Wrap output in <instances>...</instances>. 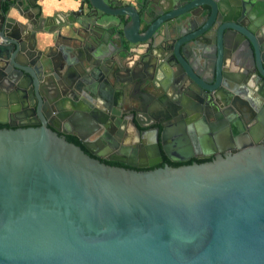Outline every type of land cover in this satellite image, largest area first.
Here are the masks:
<instances>
[{"label":"water","instance_id":"obj_1","mask_svg":"<svg viewBox=\"0 0 264 264\" xmlns=\"http://www.w3.org/2000/svg\"><path fill=\"white\" fill-rule=\"evenodd\" d=\"M14 1L0 0V264H264V0H80L23 21ZM260 100L243 142L194 136ZM88 111L91 139L73 128ZM127 125L146 142L136 166L174 162L100 160H120Z\"/></svg>","mask_w":264,"mask_h":264},{"label":"flooded vegetation","instance_id":"obj_2","mask_svg":"<svg viewBox=\"0 0 264 264\" xmlns=\"http://www.w3.org/2000/svg\"><path fill=\"white\" fill-rule=\"evenodd\" d=\"M251 81H253L252 80V78L250 77L249 79H248V82L247 83H245V84H242V85H244V90H245V94H248V99L249 100H254L255 98H257L255 95H254V93H253V88H252V85H251ZM241 90L242 89H240V93L238 94H236V93H233L232 95H231V98H233L234 96L235 97H238V98H240V100L241 101H245L246 100V98H244V97H246L245 95H243V93L241 92ZM137 91H134L133 92V95L136 93ZM261 100H260V103L258 104V103H255L256 104V106H251L250 104L248 105V103H246V104H244L243 106H241L239 109L241 110V114H239V121L237 122L236 121V119L235 118H233L232 119V123H231V121H229V122H227L226 123V125H223V126H221V127H219V128H226L228 131H236V135H234L232 138H236L237 136H238V139L236 138V141H237V143H241V141L243 142V140H244V134L245 133H247V130L248 129H250V128H252V129H254V127L256 126L255 125V123H256V121L257 120H255L254 119V117L255 116H257L258 115V112H259V110H260V107H261ZM253 104H254V102H253ZM254 104V105H255ZM130 104L129 103H127L126 101L125 102H122L121 104H120V108H119V111L120 112H123L122 113V116H128V114L130 113V111H128V106H129ZM257 106L259 107V110H258V112H257V114H254V111H252L251 109H256L257 108ZM89 109V108H88ZM76 113V110L75 111H72V113L71 114H75ZM125 113V114H124ZM252 114V116H253V119L252 118H250V115ZM90 115V111H88V116ZM202 115H203V113H202ZM90 117V116H89ZM260 117H261V119H262V121L264 120V114L263 113H260ZM91 118V117H90ZM92 119V118H91ZM205 119V123H214V118H204ZM93 121V120H92ZM235 121V122H234ZM254 126V127H253ZM262 129H264V127L262 128ZM140 130H141V128H140ZM126 131L128 132V133H130L131 134V137H128V138H126L125 139V144H123L124 142H120L119 143V146H122V147H126L125 148V150H123V152L124 151H127L128 153H130V154H134V153H136L135 154V158L133 157V158H130L128 155L127 156H123L122 154H120L118 151L116 152L117 153V155H116V157L117 158H119L120 160H108V159H104V158H100V160H102V161H104V160H108V161H113V162H117V163H122V164H127V163H130V164H135L134 166H135V168H147V167H150V166H153V165H156V164H159V163H161V162H174V161H170V160H168L166 157H165V155H161V160L159 161V162H157V163H155V164H153V165H147V166H144V167H138V166H136L138 163H140V162H142L143 160L142 159H138V157H137V155H138V153H140V152H142V149H143V147H139V146H144V144L146 143V142H144V144H142V145H140V142H139V140H138V138L136 137V135L134 134V132L132 131V129H130L129 128V126L127 125L126 126V130H125V133H126ZM133 132V133H132ZM67 135H71V134H67ZM134 135V136H133ZM134 137V138H133ZM222 139L220 140V139H218V141L217 142H220V141H226V140H228L227 139V137L225 136V134H222V137H221ZM132 140H134V141H132ZM94 141V140H93ZM95 143V142H94ZM91 146L92 147H94V146H96V148H94L93 150H95V151H98V150H105V149H108V152H107V154L106 155H111L112 154V151L113 150H115L116 151V149L117 148H115V149H113V150H111V147H109L107 144H104V145H97V144H91ZM108 147V148H107ZM86 150V149H85ZM122 152V153H123ZM150 158H156L155 156H152V157H150ZM191 158H193L194 160L195 159H199V158H194V157H190L189 159H191ZM211 158V156L210 157H208V158H201V159H204V160H207V159H210ZM189 159H187V160H189ZM187 160H185V161H187ZM185 161H182V162H185ZM128 165V164H127Z\"/></svg>","mask_w":264,"mask_h":264},{"label":"crops","instance_id":"obj_3","mask_svg":"<svg viewBox=\"0 0 264 264\" xmlns=\"http://www.w3.org/2000/svg\"><path fill=\"white\" fill-rule=\"evenodd\" d=\"M26 1L27 0H15L14 2L17 7L10 9L9 15L13 17L14 19L23 21V18L20 17V13L21 11L27 9L29 12L34 13L35 17L37 16H41V17L58 16V18H63L64 15H66L70 11L77 10L81 2L80 0H34L35 1L34 6L38 7V11H36L35 8H31L30 6H28L26 4ZM116 2H120L121 5H124V4H130V3L132 4L134 0H116ZM263 11L264 10H262V12ZM126 20H127V17L122 16V21L124 22ZM62 33H66V30L63 29ZM251 110L254 111V114H257L259 107L257 106L256 109H251ZM76 115L78 116L75 118L76 120L73 121L74 127L71 126V128L73 127L76 129V131L85 135L86 139L93 138L94 131L92 130V127H93L92 119L89 116L88 117L82 116V115H79L78 113ZM194 129H195L196 134L194 135V133H191L189 136L192 138L194 135L195 137L202 139L201 141L203 142L204 146L208 145L209 143H212L214 145V143H216L218 139L220 140L222 139L221 136L219 135L222 132L221 129L220 128L213 129L214 131H211L210 128L206 126L205 122L204 124L203 123H200L198 125L195 124ZM172 131L175 132L174 129H172ZM72 136H75V135H72ZM169 136L170 137L166 140V142L168 144H172L171 145L172 149L174 150V149L180 148V146L173 145V139L175 135H172L171 131H170ZM123 144H125V142ZM185 145L186 143H184V146ZM121 154L123 156H127L129 153L126 151Z\"/></svg>","mask_w":264,"mask_h":264},{"label":"trees","instance_id":"obj_4","mask_svg":"<svg viewBox=\"0 0 264 264\" xmlns=\"http://www.w3.org/2000/svg\"><path fill=\"white\" fill-rule=\"evenodd\" d=\"M4 125L3 124H0V127H3ZM68 136H72V135H68ZM75 137V136H74ZM76 138V137H75ZM79 145H80V141H79ZM81 146V145H80ZM195 160H204V159H195ZM104 161H108V160H104ZM110 162H113V161H110Z\"/></svg>","mask_w":264,"mask_h":264},{"label":"bare ground","instance_id":"obj_5","mask_svg":"<svg viewBox=\"0 0 264 264\" xmlns=\"http://www.w3.org/2000/svg\"><path fill=\"white\" fill-rule=\"evenodd\" d=\"M108 148V147H107Z\"/></svg>","mask_w":264,"mask_h":264}]
</instances>
